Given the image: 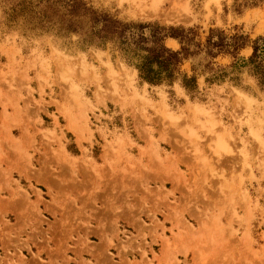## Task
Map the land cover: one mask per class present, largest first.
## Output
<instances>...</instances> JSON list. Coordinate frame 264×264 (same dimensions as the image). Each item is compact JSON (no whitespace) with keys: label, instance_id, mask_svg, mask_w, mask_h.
Segmentation results:
<instances>
[{"label":"rangeland","instance_id":"obj_1","mask_svg":"<svg viewBox=\"0 0 264 264\" xmlns=\"http://www.w3.org/2000/svg\"><path fill=\"white\" fill-rule=\"evenodd\" d=\"M90 1L201 38L215 26L264 34V4L239 14L236 0ZM4 4L0 264H264L256 79L200 78L191 99L179 84L142 83L112 45L25 35Z\"/></svg>","mask_w":264,"mask_h":264},{"label":"trees","instance_id":"obj_2","mask_svg":"<svg viewBox=\"0 0 264 264\" xmlns=\"http://www.w3.org/2000/svg\"><path fill=\"white\" fill-rule=\"evenodd\" d=\"M262 4L264 0H236L235 11ZM4 7L6 22L25 35L77 36L83 47L112 45L137 69L142 83L170 91L179 84L191 99L202 93L200 78L207 85L240 84L248 73L264 88V34L252 38L238 26H215L201 38L193 27L122 19L90 0H5ZM169 39L179 47L169 46Z\"/></svg>","mask_w":264,"mask_h":264}]
</instances>
